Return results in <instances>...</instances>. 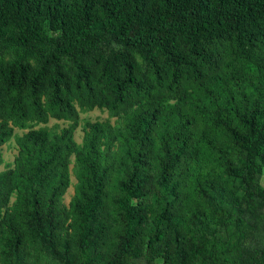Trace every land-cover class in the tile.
Masks as SVG:
<instances>
[{
	"label": "trees",
	"instance_id": "trees-1",
	"mask_svg": "<svg viewBox=\"0 0 264 264\" xmlns=\"http://www.w3.org/2000/svg\"><path fill=\"white\" fill-rule=\"evenodd\" d=\"M0 47L14 57L0 58V146L13 137L19 153L15 212L0 176L1 264H25L34 241L58 264H123L141 256L145 236L164 264L264 261V0H0ZM134 106L123 125L129 166L111 183L110 165L100 167L111 126L85 122L77 149L79 112ZM50 118L68 124L58 135L34 129ZM163 124L172 133L158 136L151 174L149 146ZM73 154L81 177L66 225L60 201ZM206 158L232 185L198 182L217 207L209 217L189 209L204 230L185 234L182 186ZM106 246H116L114 259Z\"/></svg>",
	"mask_w": 264,
	"mask_h": 264
},
{
	"label": "rangeland",
	"instance_id": "rangeland-1",
	"mask_svg": "<svg viewBox=\"0 0 264 264\" xmlns=\"http://www.w3.org/2000/svg\"><path fill=\"white\" fill-rule=\"evenodd\" d=\"M10 50V49H9ZM103 54L106 55V51H103ZM14 58L13 54L9 56V51L6 48L0 47V58L1 57ZM222 98V97H221ZM225 98H222L224 100ZM175 100L169 98L163 104L162 112L169 113V110L173 107ZM135 106L130 110H127V113L120 112L118 115H113L106 109L103 108H94L93 110H85L79 112V127L75 130L73 134V141L77 146V149H81L84 145V131L83 127L85 122L88 123H109L111 126V131L113 133V142L109 146L108 150H106V157L100 159V167H104V163H108L110 165V181L114 183V181L123 175L129 165H124L123 162L126 161V157L124 155L125 151V141L128 138L126 132L124 131L123 125L127 121V115H129ZM68 122L63 120H55L50 118L46 125H38L34 129H38L40 127H47L50 131L56 135H58L62 128L67 126ZM155 131L154 136L152 137L151 144L149 146V156L146 160V169L151 174H154V165L156 164L157 158L159 157L162 150V143L158 141V136L160 133H172V128L165 129V124L161 126ZM27 130L20 129L18 127H14V135L21 136ZM196 147H199V141H195ZM105 149L101 147V150ZM19 153L18 147L14 138L12 137L9 141L0 146V176L5 175L8 179V189H9V198L7 203V209L9 212H15L17 196L19 195L18 191V165H19ZM24 167V165L22 166ZM67 175H68V188L65 190V193L62 196L60 201L61 206L66 208V220L68 225L70 223V205L75 197L76 187L80 184L81 171L78 166L77 159L75 155H71L67 160ZM206 177H215L218 182L225 186H231L232 181L230 178L224 176L222 172L216 168L215 164L211 163L208 158L198 163L196 169L193 171H189V174L185 176L184 183L182 186L183 196L182 202L179 204V212L182 215V228L185 234H194L199 235L203 232V226L200 222H189L186 217V213L189 209L198 208L201 211L207 214L214 211L217 207L212 200H202L200 195L196 192V187L198 182H202L201 179ZM204 183V181L202 182ZM260 184L264 187V172L260 178ZM111 193H108L110 196ZM110 200L107 203V214L109 216V222L112 230L117 229V222L115 218L111 215L112 209L110 207ZM264 218V215L262 216ZM219 223H227L229 221L226 215H221L217 220ZM70 225V224H69ZM235 227L233 225L228 227V230ZM224 231L227 232V226L223 228ZM68 231L71 234L72 229L70 226L68 227ZM113 240V234L109 242ZM108 242V245H109ZM147 237L141 240L138 245L139 250L141 252V256L135 259H123V264H164V257L158 252V249L155 251H151L146 247ZM104 251H107L112 259L115 258V254L117 252L116 246L109 248L106 246ZM26 260L25 264H58L56 260H54L42 247L39 241H34L32 243H28L26 246ZM1 264V261H0ZM176 264V263H172ZM257 264H264V261H260Z\"/></svg>",
	"mask_w": 264,
	"mask_h": 264
}]
</instances>
